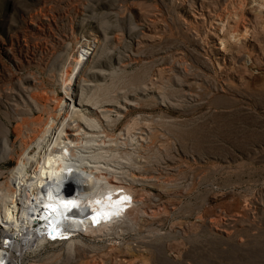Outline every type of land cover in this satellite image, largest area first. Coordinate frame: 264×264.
Returning <instances> with one entry per match:
<instances>
[{"label": "rangeland", "instance_id": "rangeland-1", "mask_svg": "<svg viewBox=\"0 0 264 264\" xmlns=\"http://www.w3.org/2000/svg\"><path fill=\"white\" fill-rule=\"evenodd\" d=\"M88 64L85 86L122 77L128 110L113 131L141 116L152 139L132 169L147 213L116 242L23 246L11 264H264V0H0L1 184L40 114L35 98L53 107L65 81L78 98ZM119 241L144 257L124 261Z\"/></svg>", "mask_w": 264, "mask_h": 264}, {"label": "bare ground", "instance_id": "bare-ground-1", "mask_svg": "<svg viewBox=\"0 0 264 264\" xmlns=\"http://www.w3.org/2000/svg\"><path fill=\"white\" fill-rule=\"evenodd\" d=\"M220 27H225L223 20H220ZM243 32L244 34L236 32L229 36L239 40L240 36L246 37L249 34L247 30ZM235 43L237 44V41ZM222 44L224 45L223 41ZM96 50L95 41L88 54L90 60ZM88 69L90 64L77 78L76 84L80 83L81 90L78 98L74 96L71 82L66 81V95L57 96L53 107L47 97L38 95L35 98V105L40 114L29 124L26 123L29 133L24 138L22 136L23 151L17 166L11 170V177L0 183V264H11L9 250H19L20 253L23 246L44 243V239L32 231L33 218L41 212L40 209L46 208L42 216L48 221L46 229L52 230V236L60 238L65 235L64 242L69 244L71 249L77 250L88 247L85 239H123L129 231H137L140 218L138 214L143 216L147 213L143 207L138 206L144 205L145 202L142 196H135V183L141 176L138 177L132 169H143L141 159L149 160L150 157L143 158L141 151L145 149L143 146L146 143L141 142L148 144L152 139L148 134L146 138V133L141 131V116L128 121L120 133L113 131L125 117L121 110H128L127 105L120 101L119 91L124 87H119L121 84H118L117 80L121 81L122 77L116 81L111 78L113 81L110 83H89L85 86L81 82L88 81L85 78ZM140 79L135 78L131 83H137ZM124 98L126 103H130L125 94ZM233 110L229 112L236 116L238 111ZM235 119L237 122L247 123L241 115ZM257 124L259 125L258 122ZM235 129L238 131V127ZM153 132L155 131L151 134ZM68 180L74 182V190L79 191L75 196L73 193L70 196L64 192V185ZM66 201L75 203L78 207L71 208L69 205L66 208ZM93 224L97 227H92ZM40 233L43 235L41 231ZM117 245L120 256L131 257L130 260L125 258L124 261L134 263L139 257H144L140 251L136 253V250L135 253H127L126 250L133 251L129 243L119 241ZM121 245L125 251L120 248Z\"/></svg>", "mask_w": 264, "mask_h": 264}, {"label": "clouds", "instance_id": "clouds-1", "mask_svg": "<svg viewBox=\"0 0 264 264\" xmlns=\"http://www.w3.org/2000/svg\"><path fill=\"white\" fill-rule=\"evenodd\" d=\"M73 184L74 183L70 184V186L68 184L64 185L65 194L70 192V193H73V195L75 196L79 192V191L77 192V190H76V192H74V189H76V186H74ZM72 185H73V187H72Z\"/></svg>", "mask_w": 264, "mask_h": 264}, {"label": "snow or ice", "instance_id": "snow-or-ice-1", "mask_svg": "<svg viewBox=\"0 0 264 264\" xmlns=\"http://www.w3.org/2000/svg\"><path fill=\"white\" fill-rule=\"evenodd\" d=\"M110 198V197H109ZM69 205H71V208H76V207H78L75 203H72V202H68V201H66L65 202V207L67 208V207H69ZM53 231H55V227L53 226Z\"/></svg>", "mask_w": 264, "mask_h": 264}, {"label": "built area", "instance_id": "built-area-1", "mask_svg": "<svg viewBox=\"0 0 264 264\" xmlns=\"http://www.w3.org/2000/svg\"><path fill=\"white\" fill-rule=\"evenodd\" d=\"M48 235L50 236L51 239H56V238H57V236H55V235L52 236V235H53V234H52V230H50V229H49V231H48ZM64 236H65V235H62V236H60V238H62V237H64ZM58 238H59V237H58Z\"/></svg>", "mask_w": 264, "mask_h": 264}]
</instances>
